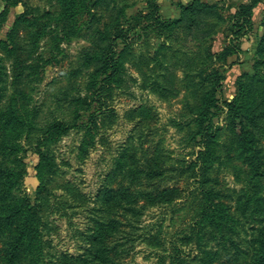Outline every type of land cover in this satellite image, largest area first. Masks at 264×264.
<instances>
[{
	"label": "rangeland",
	"instance_id": "374dc122",
	"mask_svg": "<svg viewBox=\"0 0 264 264\" xmlns=\"http://www.w3.org/2000/svg\"><path fill=\"white\" fill-rule=\"evenodd\" d=\"M110 1L127 3L129 15L147 8L145 0ZM159 1L166 17L180 16L179 0ZM208 1L215 8L202 39L177 26L170 36L135 39L122 72L96 94L93 67L84 63L91 41L83 33L92 12L101 13L103 28V6L78 0L81 31L68 39L61 37V0H0V40L12 45L14 30L15 45L0 41V113L12 115L0 126V196L7 189L0 205L19 204L44 186L52 191L36 214L30 208L20 217L32 223L26 264H77L65 255L86 251L95 218L103 216L95 209L99 191L121 183L148 188L144 179L133 181L132 168L156 149L165 171L155 183L178 186L179 195L154 204L141 199L140 212L115 213L125 253L119 264H251L264 248V175L240 150L233 111L236 98L264 107V0L244 28L235 13L250 0ZM27 7L35 22L14 27ZM171 36L172 44L160 48ZM54 118L77 126L51 131L43 158L35 144ZM207 190L212 216L199 234H188Z\"/></svg>",
	"mask_w": 264,
	"mask_h": 264
},
{
	"label": "trees",
	"instance_id": "16d2710c",
	"mask_svg": "<svg viewBox=\"0 0 264 264\" xmlns=\"http://www.w3.org/2000/svg\"><path fill=\"white\" fill-rule=\"evenodd\" d=\"M258 1L250 0L240 4L235 13L236 23L240 24V28L252 23L254 7ZM94 2L96 7L103 6L108 14V19L104 22L103 28H99L98 22L101 19V13L92 12L87 31L83 33L91 41V45L84 51L86 58L84 63L93 67L91 75L97 85L96 94L106 90L112 79L122 72V56L126 50L132 49L135 39H143L152 32L157 37L170 36L176 26L178 28L185 27L186 30H189L192 39H202L210 31V28L206 27L207 18L215 8V5L208 0H189L187 2L179 0L180 16L172 18L164 15L159 0H145L146 10L130 15L127 13V3L118 5L110 0H94ZM82 7L78 0H61V8L58 11L62 26L61 37L70 39L81 31L78 14ZM33 16L32 11L27 7L16 15L14 27L20 23L35 22ZM94 17H96V21L93 20ZM13 31L8 32V39L12 45H9V42L5 40H0L7 43L11 49L15 46L13 45ZM204 32L206 33L204 34ZM172 41V36L163 39L160 42V48L170 46ZM120 43H123V46L118 49ZM3 79L0 76V81ZM1 96L0 87V99ZM98 98L100 99V97ZM214 98V93L208 94V103H203L201 108L203 115L207 114L209 107L213 105ZM235 101L237 103H233V111L236 141L255 173L264 175V142L262 141L264 136V107L260 104L246 106L237 98ZM7 116L3 117L0 113V126L3 125V118L5 121H10L12 115L7 114ZM75 126H77L76 121L63 122L60 118H54L48 122L43 127L42 133L38 136L37 144H35L37 152L45 158L50 151L47 144L50 132L55 130L65 132ZM163 158L162 152L156 149L150 154H145L141 162L139 161L132 168L133 181L144 179L148 182V188L132 189L129 185L125 186L121 183L118 186L107 185L99 191L100 205L96 206L95 209L103 213V216L95 218L86 251L78 255H65L67 262L119 264L118 258L123 257L125 253L121 246L122 242L116 238V233L120 231L122 226V219L115 216V213L121 211L122 214H127L126 212L129 211L140 212L141 199L144 200L145 204H154L174 200L179 195L180 188L178 186H161L155 183L165 171ZM4 173L5 167L0 162V177ZM6 190L3 191L2 197H6ZM50 192H52L51 189L44 186L43 189L36 190L35 196L27 195L19 204L0 205V258L2 264H26V260L32 259V243L28 238L32 223L29 217L24 218L23 221H20V217L30 208H33L32 215L36 214L38 208L45 203L46 195ZM203 200L204 205L201 214L193 222L188 234H199L204 227L205 219H210L212 216L210 210L214 204L211 201L209 190L206 191ZM251 264H264V248L258 251Z\"/></svg>",
	"mask_w": 264,
	"mask_h": 264
}]
</instances>
